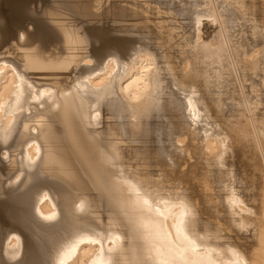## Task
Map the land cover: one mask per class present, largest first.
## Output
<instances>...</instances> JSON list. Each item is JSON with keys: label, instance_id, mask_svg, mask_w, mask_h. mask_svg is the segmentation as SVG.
Segmentation results:
<instances>
[{"label": "bare ground", "instance_id": "1", "mask_svg": "<svg viewBox=\"0 0 264 264\" xmlns=\"http://www.w3.org/2000/svg\"><path fill=\"white\" fill-rule=\"evenodd\" d=\"M0 264H264V0H0Z\"/></svg>", "mask_w": 264, "mask_h": 264}]
</instances>
